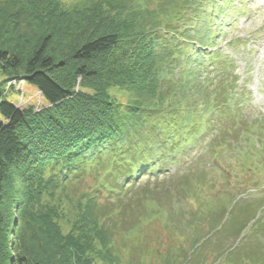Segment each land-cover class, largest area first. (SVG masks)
I'll return each instance as SVG.
<instances>
[{
  "label": "trees",
  "instance_id": "16d2710c",
  "mask_svg": "<svg viewBox=\"0 0 264 264\" xmlns=\"http://www.w3.org/2000/svg\"><path fill=\"white\" fill-rule=\"evenodd\" d=\"M230 1L30 0L33 36L12 44L0 28L1 74L25 80L49 105L19 109L0 91V264H117L115 236L129 216L138 225V209L124 201L137 181L169 177L213 128L209 148L222 154L264 149L263 117L244 112L246 94L235 97L237 79L226 76L231 59L198 51L214 43ZM20 7L0 0V22ZM226 117L235 121L229 131L216 124ZM186 169L170 177L178 199ZM101 172L93 192L69 188ZM101 194L117 206L100 207ZM240 202L206 217L209 231L195 233L181 264H206L210 249L213 264H264V214L253 205L238 212Z\"/></svg>",
  "mask_w": 264,
  "mask_h": 264
},
{
  "label": "rangeland",
  "instance_id": "374dc122",
  "mask_svg": "<svg viewBox=\"0 0 264 264\" xmlns=\"http://www.w3.org/2000/svg\"><path fill=\"white\" fill-rule=\"evenodd\" d=\"M61 1L65 2V7H69L78 0ZM231 1L233 5L230 8L225 6L222 26L219 34L215 33L216 41L210 47L212 51L219 47L220 53L231 59L226 76L238 80L234 92L248 94L243 106L244 112L262 115L264 122V0ZM23 4L25 8L20 7L16 12H10L12 15L0 22L3 38L12 44L16 40L9 38L25 34L29 31H25L27 25L34 21L28 19L29 15L25 10L29 9L30 0H23ZM4 27L8 30L5 31ZM30 34L33 36L31 32ZM0 91L19 109L33 107L35 112H41L49 107L42 93L34 86L21 78H6L1 72ZM233 121V118L226 117L216 124H223L222 128L229 131L231 123L235 125ZM212 130L213 138L209 144L218 136L217 130ZM209 144L199 150L196 147L189 154L188 162H185L188 163L187 166L176 163L169 168V177L161 176L156 180L153 176L148 181L145 178L137 181L136 188L124 197V201L138 209V225L134 223L137 219L129 216L125 223L128 231L115 236L114 253L118 258L117 264H167L170 260V264H181L185 260L184 253L188 255L192 250L195 233L209 231L206 217L208 219L211 213L215 214L217 209L230 206L239 195H244L245 198L249 196L250 201L255 200L259 204L264 202V149L261 153L254 150L251 152L253 145L249 143L244 145V149L240 147L241 152L236 150L237 152L222 154L218 149L209 148ZM105 167L110 170L108 160ZM184 167L187 168L183 173L186 176L184 181L187 182L182 194L185 197L178 199L174 197L173 190L176 180L170 177L178 168L182 170ZM102 177L103 172L100 176L91 173L72 181L69 188L76 195L88 193L100 185ZM97 201L100 207L108 208L109 211L118 204L116 199H105L104 194L98 195ZM258 203L243 202L237 207V211L245 206L249 208V205H253L254 210L262 211V206ZM175 208L177 211H172ZM179 217L188 223L189 230L173 224L176 219L180 220L176 222L183 223ZM133 224L136 225L135 228ZM222 239L226 240L225 235ZM207 254L204 255L206 264H213L216 249L215 252L210 249ZM203 258L200 256L198 259L202 262Z\"/></svg>",
  "mask_w": 264,
  "mask_h": 264
}]
</instances>
